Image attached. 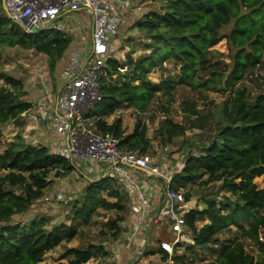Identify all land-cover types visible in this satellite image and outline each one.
Wrapping results in <instances>:
<instances>
[{
	"label": "trees",
	"instance_id": "trees-1",
	"mask_svg": "<svg viewBox=\"0 0 264 264\" xmlns=\"http://www.w3.org/2000/svg\"><path fill=\"white\" fill-rule=\"evenodd\" d=\"M160 1L159 10H150L134 24L148 41L144 44L147 53L135 58L136 51L131 49L124 61L108 60V76L103 80L104 98L89 117L96 121L95 126L100 132L118 138L124 151L146 156L151 140L147 137V126L141 120L135 123L132 134L127 135L120 119L112 124L105 119L124 105L144 114L157 94L163 93L172 99L171 93L177 85H188L194 90L230 92L231 96L222 105L223 118L216 123L213 141L199 149L198 156L187 157L183 169L173 174L170 189L184 192L187 203L192 199L189 186L193 184L208 186L222 182V189L231 194L232 198L225 196L220 203L217 196L207 199L206 209L185 214L186 227L194 245L206 248L216 256L215 261L197 264H264V185L259 188L255 182L263 177L264 184V93L252 99L246 88H222L224 77L216 70L208 73L206 79H196L208 72V56L218 54L211 49L224 39L236 51L232 56L234 82L243 80L250 68L261 65L264 56V0ZM259 13L261 17L257 18ZM233 21L236 22L234 29L223 36L221 31ZM125 22L124 19L121 27ZM5 45L43 53L54 71L69 49L71 39L66 32L59 31L28 33L22 25L11 20L0 0V47ZM170 61L179 65L182 80L154 83L150 75ZM121 73H124L123 82L111 85V80ZM26 96L21 80L0 71V125H23L24 115L33 109V104L25 100ZM187 109L190 116L196 117L190 125L175 123L171 119L160 122L158 132L167 143H174L191 128H206L209 116L192 112L193 107L189 105ZM0 169L5 172L0 176V264H42L48 253L77 238V224H89L99 209L119 213L127 210L118 180L104 177L88 183L82 203L72 202L70 226L50 227L48 220L41 218L26 222L23 216L51 188V174L55 178H65L76 168L71 161L47 147L29 144L19 134L0 155ZM104 193H107L106 198ZM110 198L116 201L111 202ZM206 219L208 222L198 229L197 223ZM126 221L127 218L119 215L108 223L114 240L126 235L121 225ZM243 221L248 222L249 227H245ZM232 227L241 232L242 238L253 243L258 258L247 252L242 240L210 248V244L217 245L219 234ZM160 232L156 236L162 243V235L170 234L167 230ZM94 249L93 246L88 250L72 248L66 256L84 264L90 261ZM100 251L103 249L99 248V254ZM157 253L162 256L163 263L169 260L170 253L163 246Z\"/></svg>",
	"mask_w": 264,
	"mask_h": 264
},
{
	"label": "rangeland",
	"instance_id": "rangeland-1",
	"mask_svg": "<svg viewBox=\"0 0 264 264\" xmlns=\"http://www.w3.org/2000/svg\"><path fill=\"white\" fill-rule=\"evenodd\" d=\"M130 2L131 6L125 12V24L121 27L117 37L114 39V45L116 47V53L114 58L124 61L127 54L131 49L136 51L135 58L146 54L144 44L148 41L140 34L135 28L136 21L142 19V15L148 13L150 10H159L161 1L157 0H125ZM75 21H78L79 13H75ZM259 13L257 18H260ZM235 21L227 27H224L221 31L223 36L231 33L235 27ZM85 30V29H84ZM66 32V31H65ZM78 33L84 42L88 37L87 30ZM46 32L45 34H48ZM72 37L73 33H68ZM72 34V35H71ZM72 39V38H71ZM87 49L85 54H89L91 43H87ZM128 47V48H126ZM217 52V55L208 56L206 69L208 72L202 73L196 79H206V75L214 70L221 73L224 77L222 88L225 87V81L229 74L232 72L233 63L232 56L235 54L229 44L224 39L220 44L211 49ZM71 55L69 57H72ZM261 65L250 68L244 79L239 82H234L231 85L234 88H246L252 97H256L260 93H264V56ZM211 62V63H208ZM64 60L58 62L55 70H51V64L49 58L41 52L35 49H25L21 47H9L7 45L0 47V71L6 72L13 78L21 80L26 88L27 96L25 100L31 102L35 108L38 107V102L41 101V97H48L51 104L50 109L54 107V103L58 97L60 86L62 84V69ZM124 73H121L117 78L111 80L112 84L123 82ZM150 79L159 84L163 80L176 79L178 82L182 80V76L179 70V65L176 62L170 61L165 63L162 68H156L154 73L150 75ZM220 86V84H217ZM230 88V87H229ZM104 92V90H103ZM172 99L165 96L163 93H159L155 96L151 102L148 110L144 114L137 113L134 108L129 106H122L116 114L107 117L105 120L112 124L115 120L120 119L123 123V129L126 134H132L135 123L141 120L148 128L147 137L151 140V148L148 152V156L151 157L155 164L162 168L164 172L172 178L173 174L182 170V165L190 155L198 156L199 149L210 145L214 139V129L216 123L223 118L221 108L223 103L231 96L230 92H214L203 89L194 90L188 85H177L172 91ZM37 102V103H36ZM192 106L193 110L201 113V116H209V120L205 123V129L199 130L196 128L189 129L182 137H178L174 140V143L169 144L160 136L158 129L160 122L166 119H171L175 123L190 125L191 121L196 120V117L190 116L189 109L187 107ZM188 110V112L186 111ZM36 109L31 114H35ZM30 114V115H31ZM26 114L23 117V125L20 127L16 124L10 123L0 125L2 136L0 138V155L4 153L9 143L15 141L17 135L21 136L31 145L38 146L45 144L42 138L39 137V131L37 126L35 127V120L31 116ZM32 122L34 124H32ZM37 123V122H36ZM92 124L95 126L96 121L92 120ZM45 130V127H43ZM53 146V145H52ZM52 151V150H51ZM99 169V173L94 172V168L87 167L86 164H76V170L69 174L65 178H55L54 174H51L50 180H53V184L50 189L45 192L44 197L33 204L29 213L23 216L26 222L35 218H41L48 220V226L56 227L61 224L71 225L70 216L73 207L72 202H83L85 199V188L89 182L99 181L104 178V173L108 168L105 164H95ZM184 167V166H183ZM179 168V169H178ZM171 169V170H170ZM178 169V170H177ZM177 170V171H176ZM179 171V172H180ZM0 169V176L4 175ZM144 181L148 182L149 188L153 191L157 188L158 194H155L154 198L158 201L161 197L163 202L159 204L157 209L154 208L152 196L149 195L148 190L137 186L138 190L133 189L135 184L130 177L118 176L115 179L118 180L119 185L122 187L123 198L127 207V210L123 213H119L114 210L99 209L93 216L89 224L79 226V236L70 243H63L60 247L47 254L42 264H78L73 257H67L66 253L69 249L78 248L81 250H88L90 246L95 249L92 251L94 254L88 263L84 264H197L199 262L209 263L215 261V254L207 249H201L194 245V241L190 235V231L186 228L185 233L179 236L178 245L174 247H165L170 251L169 260L163 263L162 256L160 257L155 252V249H159L162 245H172L176 239V235L164 236L162 235V243L157 240L156 232L161 233V230H167L172 234L171 225L172 221L163 212L164 202L166 200V189L163 179L156 177V175L144 176ZM142 180V179H141ZM155 180V182H154ZM152 181V183H150ZM255 182L260 188L263 187V177L257 178ZM159 184L161 189L155 185ZM154 186V187H152ZM223 183L218 182L208 186H200L199 184L190 185L189 188L192 191V199L186 204L175 207V211L178 210L183 213H188L191 210H204L207 205L205 200L212 199L217 196V202L220 203L224 200L225 196L231 197V194L222 189ZM136 195V202L134 204V196ZM141 193V194H140ZM184 195V192H182ZM18 194H21L19 191ZM147 195L145 202L148 204V209L144 212L147 218L146 223L151 224L152 232L143 234L140 239L134 242L135 245H131V239L127 237L129 235L130 228L127 230L123 224V232L126 234L125 240L123 236L114 240L111 232L109 231L108 223L117 219L119 215L124 218H129L132 208H136L138 213L143 212L142 199ZM149 195V197H148ZM103 197H107V193L103 194ZM185 197V195H184ZM157 198V199H156ZM232 198V197H231ZM111 202L115 199H109ZM264 213V211H262ZM144 219V221H145ZM208 220L199 221L197 223L198 229H201ZM245 227H249L248 222L243 221ZM138 226V225H137ZM160 229V231H159ZM135 233V232H131ZM130 233V234H131ZM145 235L147 236L145 238ZM264 239V232L262 235ZM145 238V239H144ZM242 240L246 246V250L249 254L258 258L257 248L248 239H244L241 236V232L236 227H232L230 230H226L218 235L217 245L210 244V248H218L222 245H229L233 241ZM138 244V245H137ZM159 244V245H158ZM128 245V247H126ZM131 245V246H130ZM130 246V247H129ZM134 247V248H132ZM99 248L103 251L98 253ZM209 250V249H208ZM105 252L107 255H104ZM158 256H157V254ZM98 254V255H97ZM151 257L150 260L145 261L144 257Z\"/></svg>",
	"mask_w": 264,
	"mask_h": 264
},
{
	"label": "built area",
	"instance_id": "built-area-1",
	"mask_svg": "<svg viewBox=\"0 0 264 264\" xmlns=\"http://www.w3.org/2000/svg\"><path fill=\"white\" fill-rule=\"evenodd\" d=\"M11 20L22 25L28 33L65 31L62 20L67 14L87 12L92 17V34L89 54L64 58L62 84L54 107L50 109L48 97L33 105L30 115L35 122H48L56 135L60 136L52 148L59 155L76 164H105L110 167L106 177H128V168L133 167L163 179L166 186V200L163 212L172 221L170 235H176L172 245H178L179 236L186 230L185 213L176 212L175 207L186 204L182 192L170 189L172 179L157 166L154 160L138 153L126 152L120 147V140L110 133H102L92 124L89 115L103 100V80L108 76V60L114 58L117 37L125 19V12L131 6L125 0H5ZM171 170V169H170ZM178 170V169H177ZM180 171V170H178ZM139 187V186H138ZM135 190L137 185H134ZM141 194V193H140ZM142 199L143 209L137 213L138 226L130 228L127 237L134 244L147 231L145 211L149 203ZM145 219V221H144ZM135 232V233H131ZM128 233V232H127ZM131 233V234H130ZM168 250V249H167ZM169 251V250H168ZM170 253V251H169Z\"/></svg>",
	"mask_w": 264,
	"mask_h": 264
},
{
	"label": "crops",
	"instance_id": "crops-1",
	"mask_svg": "<svg viewBox=\"0 0 264 264\" xmlns=\"http://www.w3.org/2000/svg\"><path fill=\"white\" fill-rule=\"evenodd\" d=\"M145 14H147V13H145ZM145 14H143L142 15V17L145 15ZM79 18H78V21L76 22L75 21V17H76V15H75V13L74 14H67V15H65V18L62 20V24H63V26H64V28H65V31H66V35L71 39V45H70V47H69V49L67 50V52L64 54V57L61 59V61L62 60H64V58H68L69 56H71V55H77V54H79V56H81V54H83V56H84V51L87 49V43L90 41V39H91V34H92V17H91V15L89 14V13H87V12H80L79 13ZM87 30V32H89L87 35H88V37L86 38V41L84 42V40H82V38H81V36H79L78 35V33H82L81 31H85V30ZM65 31H64V33H65ZM59 32H63V31H59ZM67 32L68 33H73L75 36H73L72 34V37L70 36V34H67ZM126 48H128V47H126ZM143 56H145V54L143 55ZM140 57H142V56H140ZM139 58V57H138ZM60 61V62H61ZM44 98V97H43ZM43 98L41 97V99L43 100ZM47 101H49V99L47 100ZM37 103V102H36ZM56 103V102H55ZM54 103V104H55ZM49 104H51L50 102H49ZM53 104V105H54ZM26 115V114H25ZM25 115H24V117H25ZM32 124H34L33 122H32ZM35 127L37 126V128H39L38 130L39 131H37V133H39L38 135H39V137L40 138H42V140L44 141V143L45 144H43V145H41V146H45V147H47L50 151L52 150V148L54 147V145L58 142V140L60 139V136H58V135H56V133L54 132V130L52 129V127H51V125L48 123V122H46V121H40V122H38V123H36L35 122ZM43 127H45V130L43 129ZM53 145V146H52ZM39 146V145H38ZM52 152H53V150H52ZM87 165V167L89 168L90 166H92L93 168H94V172H97V173H99L100 171H98L99 169H97L95 166L96 165H92V164H86ZM183 166H184V164L182 165V169H183ZM179 169V168H178ZM110 170V167H108L107 169H106V172L104 173V176L106 177V174H107V172ZM128 170H129V174H128V177H130L129 179H131L135 184H137V186H140L141 187V189H143V188H145L146 190H148V192H149V195H151L152 196V198H150V199H152V201H153V205H155L154 206V208L155 209H157V207L159 206V204H161L162 202H163V200L161 199V197H159L158 198V201L157 200H155V198H154V196H155V194H158L159 193V191L157 190V188L155 189V191H153V189L152 188H149L150 186H148L149 184H148V182H146V181H144V177H140V176H144V175H146V174H148L149 176H151L149 173H144V172H142L141 170H139V169H137V168H133V167H130V168H128ZM121 177V176H120ZM123 178V177H122ZM142 179V180H141ZM154 182H155V180H154ZM150 183H152V181L150 182ZM155 185V184H154ZM264 185V184H263ZM156 187H158V188H160L161 189V186L159 185V184H157V185H155ZM152 187H154V186H152ZM260 188V187H259ZM132 195L134 196V204L133 205H135V204H138V202H136V195L132 192ZM149 195H148V197H149ZM146 197H147V195H146ZM157 199V198H156ZM153 209V208H152ZM136 216H137V213H136V208H132V211L130 212V215H129V218L127 219V221L124 223V225L125 226H123V227H125L127 230L129 229V228H133V227H136L137 225H138V222H137V219H136ZM146 226L148 227V229H147V233H151L152 232V227L153 226H151V224H149V223H147L146 224ZM160 230V229H159ZM129 231V230H128ZM146 232H144V233H142L141 235H140V237L142 236V239H143V234H145ZM127 233V232H126ZM128 234V233H127ZM157 236L159 235V232H156L155 233ZM140 237H139V239H140ZM147 236L145 235V238H146ZM144 238V239H145ZM124 240H125V237H124ZM136 244V243H135ZM135 244H131V245H135ZM130 245V246H131ZM138 245V244H137ZM159 245V244H158ZM129 246V247H130ZM126 247H128V245H126ZM132 248H134V247H132ZM158 250V248L157 249H155L154 251L156 252ZM157 254V253H156ZM157 256H158V254H157ZM160 256V255H159ZM161 257V256H160ZM145 259H143V260H145V261H149L150 260V258L151 257H147V256H145L144 257Z\"/></svg>",
	"mask_w": 264,
	"mask_h": 264
},
{
	"label": "water",
	"instance_id": "water-1",
	"mask_svg": "<svg viewBox=\"0 0 264 264\" xmlns=\"http://www.w3.org/2000/svg\"><path fill=\"white\" fill-rule=\"evenodd\" d=\"M2 3H3V9L4 11L6 12V14L9 16V12H8V9L6 7V4H5V0H2ZM233 83V72H231L227 78V80L225 81V87H231Z\"/></svg>",
	"mask_w": 264,
	"mask_h": 264
}]
</instances>
